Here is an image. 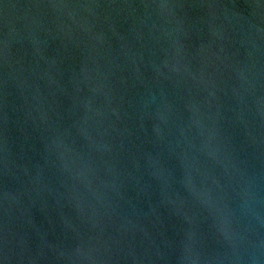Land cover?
<instances>
[{
	"label": "water",
	"instance_id": "1",
	"mask_svg": "<svg viewBox=\"0 0 264 264\" xmlns=\"http://www.w3.org/2000/svg\"><path fill=\"white\" fill-rule=\"evenodd\" d=\"M0 264H264V0H0Z\"/></svg>",
	"mask_w": 264,
	"mask_h": 264
}]
</instances>
